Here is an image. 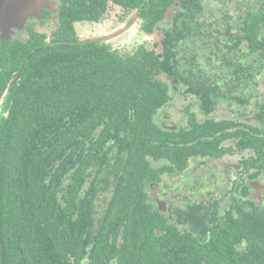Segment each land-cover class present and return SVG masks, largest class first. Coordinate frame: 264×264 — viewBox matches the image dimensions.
Returning a JSON list of instances; mask_svg holds the SVG:
<instances>
[{"label":"trees","instance_id":"1","mask_svg":"<svg viewBox=\"0 0 264 264\" xmlns=\"http://www.w3.org/2000/svg\"><path fill=\"white\" fill-rule=\"evenodd\" d=\"M107 1L139 9V30L156 38L122 51L80 43L73 23L97 20ZM214 1L64 0L55 39L36 34L17 46L19 73L7 90L8 71L0 77V264H264L256 230L229 231L244 248L220 254L146 219L142 181L197 154L221 125L171 133L158 123L169 87L211 108L202 71L218 66L199 40L208 38L204 20L218 23L205 13ZM217 3L251 6L242 26L264 20V0Z\"/></svg>","mask_w":264,"mask_h":264},{"label":"flooded vegetation","instance_id":"2","mask_svg":"<svg viewBox=\"0 0 264 264\" xmlns=\"http://www.w3.org/2000/svg\"><path fill=\"white\" fill-rule=\"evenodd\" d=\"M214 2L205 13L218 23L207 25L204 20L201 26L208 30V38L199 40L208 42L206 53L218 66L202 71L204 88L214 89L209 95L213 97L208 96L213 100L204 102L211 108L202 109L195 95L183 88L169 87V109L163 111L158 123L171 133L194 132L196 125L206 121L221 125L206 134L209 143L197 154L187 152L181 158L169 160V165L161 164L155 179L145 178L142 182L147 220L161 218L190 244H214L216 251L223 254L227 248H244L237 238L229 237V231L256 230L264 238V20L254 26L251 22L242 26L251 6L230 12L217 0ZM63 3L64 0H30L27 16L9 36L0 34V77L6 78L8 71L5 90L19 73L12 69L20 61L17 46L36 34L45 42L55 39L61 26ZM103 9L97 20L73 23L75 36L80 40L95 39L93 42L122 51L112 44L123 34L115 36L113 32H126L133 23L141 33L139 9L127 11L111 1ZM116 12L121 15L116 17ZM102 25L109 29L105 35L97 36L95 33ZM79 30L88 31V35L79 38ZM102 37L112 38L97 40ZM196 52L198 57L203 49ZM4 96L0 98V111ZM176 97L188 101L177 108ZM157 167L153 164L151 168ZM154 232L158 233L157 229Z\"/></svg>","mask_w":264,"mask_h":264},{"label":"water","instance_id":"3","mask_svg":"<svg viewBox=\"0 0 264 264\" xmlns=\"http://www.w3.org/2000/svg\"><path fill=\"white\" fill-rule=\"evenodd\" d=\"M30 0H0V34L7 37L17 27L20 21L27 16L28 3ZM125 31L115 33V36ZM144 34V33H143ZM146 38H153V35L144 34ZM112 37H102L98 41H106ZM93 40H80L79 42H93Z\"/></svg>","mask_w":264,"mask_h":264},{"label":"rangeland","instance_id":"4","mask_svg":"<svg viewBox=\"0 0 264 264\" xmlns=\"http://www.w3.org/2000/svg\"><path fill=\"white\" fill-rule=\"evenodd\" d=\"M114 15L117 17L118 15L120 16L121 14H120V12H116ZM105 23H107V22H105ZM83 25H86V24H83ZM127 27H128L127 31L125 33H123V35H121L120 38L118 37V39H116V40L114 39L115 41H113L115 43H113L112 45H117V48L118 49L121 48L122 50H131L136 45L142 44L143 42H148L149 39L150 40H153V39L156 38V36L153 37V38H151V37L150 38H146L143 33H139L137 26L134 25L133 23L130 26H127ZM108 29H109L108 26H103L102 25L101 27H99V29H97V31H96L95 34L97 36L98 35H101V36L102 35H105L106 32L108 31ZM85 31L82 32V31L79 30V34H78L79 35V38L83 39V37H85V36L88 35V31H86L87 33ZM118 31L116 30L113 33H116ZM185 101H188V100L187 99L183 100V98L180 99V98H177L176 97V98H174V106L177 107V108H179V107H181V105L183 103H185Z\"/></svg>","mask_w":264,"mask_h":264}]
</instances>
